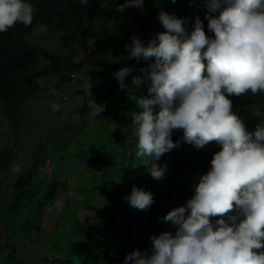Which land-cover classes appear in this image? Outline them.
Wrapping results in <instances>:
<instances>
[{"label":"clouds","instance_id":"clouds-1","mask_svg":"<svg viewBox=\"0 0 264 264\" xmlns=\"http://www.w3.org/2000/svg\"><path fill=\"white\" fill-rule=\"evenodd\" d=\"M128 7L142 10L144 0H124L116 11ZM205 7L207 32L199 16L189 27V18L158 11L163 31L147 41L132 35L124 45L127 59L146 65L112 73L136 106L135 155L153 180L165 177L160 160L178 146L174 132L182 130L183 141L197 149L212 141L220 146L191 198L162 218L175 231L153 234L123 264H264V111L253 112L259 119L249 131L230 99L264 93V0H206ZM34 11L31 0H0V33L18 22L31 25ZM130 88L140 94L130 95ZM88 107L94 119L105 105L91 94ZM154 196L132 185L122 199L147 211Z\"/></svg>","mask_w":264,"mask_h":264},{"label":"trees","instance_id":"trees-1","mask_svg":"<svg viewBox=\"0 0 264 264\" xmlns=\"http://www.w3.org/2000/svg\"><path fill=\"white\" fill-rule=\"evenodd\" d=\"M31 2L35 7L32 24L25 26L18 22L7 32L0 33V118L6 126L5 132L8 130L12 136L15 135V138L8 139L9 146H0V171L7 166L13 151L10 146H16L20 141L22 108L27 100L46 94L51 87L64 90L65 84L54 82V77L75 72L83 73L81 85L73 90L75 101L71 105L72 108H68L67 115H75L78 120L85 122L91 120L88 100L92 94L97 103L105 105L104 111L93 121L105 131H112L111 126H115L112 135L117 139L121 136L125 138L116 140L119 145L125 146V142L129 140V161L118 172L120 187L105 205L87 202L88 197L80 198L89 205L86 210L95 212L99 222L97 235L95 231L90 234L94 240H84L81 243L83 247L71 249H58L56 245L51 250L48 249L51 255L37 249L33 264H74L72 256L76 253L80 255L79 264H123L127 253L148 247L150 236L153 234L175 231L171 222H165L162 218L191 198L197 177L208 170L212 155L220 146L212 141L197 149L183 141L182 130L174 132L172 139L179 144L163 154L160 160V163L167 164L165 177L160 181L153 180L143 165L145 160L135 155L136 137L133 134L131 116L133 111L137 110L136 106L128 100L126 92L119 89L118 81L112 73L124 66L138 69L146 65L147 62L143 60L137 62L135 59H127L124 45L130 42L132 35L147 41L156 32L163 31L156 18L160 10L189 18V27L199 16L207 32V21L204 19L207 11L206 0H175V3L172 0H144L142 10L128 7L123 12L116 11V5L124 3V0H88L85 5H82L80 0ZM114 15L123 18V25L117 28V32L112 26ZM37 24L44 27V35L41 38L34 33ZM45 44H59L66 52L55 53ZM128 79L130 80V77ZM133 93L140 94V90L130 88L129 94ZM49 96L54 97L55 94L51 91ZM230 99L233 111L243 119L246 128L251 131L259 119L253 112L258 109L264 111V93L253 95L246 92L241 97ZM63 112L64 110L62 119L70 121L64 118ZM72 125L68 124L66 127L71 130ZM69 139L70 136L64 140ZM34 142L32 165L26 172L19 174L13 183L14 196L7 208L10 214L20 210L31 214V208L26 207L31 198L30 188L40 174V168L50 157L42 156L45 142ZM126 154L125 151V157ZM90 164L95 175L110 176V170L116 169V162L103 163L97 157L91 158ZM58 173V170L53 168L49 182L42 192L43 200L39 201L37 207L39 214L43 213L47 202L53 203L58 196L61 184ZM1 183L2 179L0 185ZM36 184L38 186L40 181ZM118 184H114V187ZM132 185L143 187L155 194V203L147 211L136 210L122 199L126 194H130ZM100 187L102 186L97 185L92 189L98 190ZM1 226L4 232L0 234V264H25L26 243L18 241L20 235H25L24 232L15 231L10 227V223H1ZM27 257L29 258L28 254L25 259Z\"/></svg>","mask_w":264,"mask_h":264},{"label":"rangeland","instance_id":"rangeland-1","mask_svg":"<svg viewBox=\"0 0 264 264\" xmlns=\"http://www.w3.org/2000/svg\"><path fill=\"white\" fill-rule=\"evenodd\" d=\"M121 25H123V18L114 15L112 26L116 28V32ZM34 33L41 38L44 35V27L40 24L35 25ZM45 45L55 53L66 52L59 44ZM82 79H84L83 73L78 72L54 77V82L65 84L64 90L60 88L55 90L54 87H51L46 94L27 100L22 108L23 124L19 131L20 141L16 143V146L14 144L10 146L13 151L7 166L0 171V179H2L0 185V221L2 224L10 223V227L14 228L15 231L24 232L25 235H20L18 241L26 243L25 264H28V260L29 264H33L37 249L51 255L48 249L51 250L56 245L58 249L66 247L71 249L83 247L84 245L81 243L84 240L92 242L94 238L90 234L95 231L97 235V227L100 225L95 212L86 210L89 205L80 198L88 197L87 202L105 205L114 191L120 187L121 179L118 172L129 161V140L125 142V146L119 145L116 140H124L125 138L121 136L120 139H117L112 135L116 129L115 126H111L112 131L111 129L105 131L93 119H88L85 122L78 120L75 115L74 117L67 115L68 108L71 109V105L75 101L73 100L75 98L73 90L81 85ZM40 82L44 85L41 79ZM51 91L55 94L54 97L49 96ZM52 104L57 106L55 111L52 109ZM65 109L67 110L65 111ZM63 110L64 118L70 119V121L66 122L62 119ZM68 124H73L71 130L66 127ZM5 130L4 121L0 118L1 147L9 146L8 139L15 138V135L12 136L11 132L7 130L6 133ZM124 132L128 133L127 131ZM69 136V140H64ZM34 141L45 142L42 156L50 155V157L46 159L45 165L40 168V174L30 188L31 198H29L30 201L27 202L26 207L31 208V214H27L26 210L10 214L11 212H8L7 208L14 196L13 183L19 174L26 172L32 165ZM93 157L99 158L103 163L116 162V169L110 170L112 175H95L92 172V164H90V159ZM124 160L125 163L123 164ZM53 168H56L60 174L61 184L58 196L55 197L53 203L47 202L43 213L39 214L37 207L39 201L43 200L42 192L49 182ZM39 181L40 184L37 186L36 183ZM116 183L119 184L114 187ZM97 185L102 186L100 189L103 188V190L92 189ZM1 223L0 234L4 232ZM38 228L39 230H37ZM14 237L16 238V235ZM27 254L29 258L25 259ZM72 257L74 259L72 263L79 264L80 255L76 253Z\"/></svg>","mask_w":264,"mask_h":264}]
</instances>
